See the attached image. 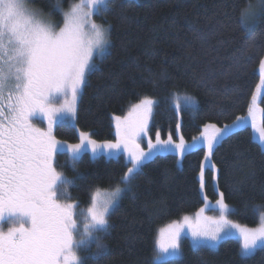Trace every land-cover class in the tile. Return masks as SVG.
Segmentation results:
<instances>
[{
    "label": "trees",
    "instance_id": "obj_1",
    "mask_svg": "<svg viewBox=\"0 0 264 264\" xmlns=\"http://www.w3.org/2000/svg\"><path fill=\"white\" fill-rule=\"evenodd\" d=\"M110 11L94 15L105 27L111 25L109 54L97 59L100 71L88 77L77 101V115L57 121L53 134L57 140L78 143L79 133H88L97 142L114 140L113 117L123 116L145 96L157 100L150 122L151 135L174 137L178 116L168 101L175 93L195 97L197 108L180 114V132L185 141L197 137L206 123L223 126L237 116H245L259 82V59L264 56V11L251 30L239 25L235 3L247 0H108ZM256 0H252L254 4ZM69 0H62L68 7ZM30 4L60 21L53 12L56 0H30ZM256 4V3H255ZM223 25L224 27H221ZM255 42L254 49L247 45ZM250 59L237 72L236 58ZM166 71L167 81L154 87L153 80ZM263 109L264 99L260 100ZM228 111L220 114V109ZM205 148H197L179 158L175 154L157 155L146 163L133 182L131 192L123 194L110 221V234L102 237L108 254L95 260L90 251H81L84 264H264V248L241 257L239 242L227 238L216 247L195 248L187 238L181 242V256L154 262V241L162 225L195 212L218 194L214 172L205 169V186L200 188L199 172ZM67 156L56 158L58 170L75 178L72 199L86 205L91 191L115 185L126 168L101 156L83 154L74 172ZM212 162L219 170L216 183L232 208L231 217L246 226L258 224L255 205L264 204V152L251 129L238 130L216 149ZM207 197V200L204 199Z\"/></svg>",
    "mask_w": 264,
    "mask_h": 264
},
{
    "label": "snow or ice",
    "instance_id": "obj_2",
    "mask_svg": "<svg viewBox=\"0 0 264 264\" xmlns=\"http://www.w3.org/2000/svg\"><path fill=\"white\" fill-rule=\"evenodd\" d=\"M29 2L0 0V264H84L85 257L78 252L90 251L92 244V259L107 255L109 249L102 237L112 230L110 217L123 194L132 191L146 163L157 155L183 157L190 150L206 148L199 172L203 189L205 169L219 171L212 162L216 149L238 130L250 127L264 152V123H257L251 106L247 117L237 116L231 124H204L191 144L183 135L179 142L170 133L162 139L159 131L153 140L148 135L149 122L158 102L147 96L125 117H114V142H97L83 132L78 143L57 140L53 134L57 120L77 115L82 88L91 74L101 70L97 59L109 54L111 25L98 24L93 16L111 9L108 0H69L65 10L62 0H56L53 12L60 13L62 23H54L42 10L29 7ZM233 10L239 13L242 30L248 32L264 11V0L256 4L247 0L242 8L234 3ZM256 47L255 42L247 45V49ZM250 58L246 53L236 58L237 72ZM258 75L253 104L264 99V57L259 59ZM168 78L166 71L161 72L152 84L156 87ZM173 95L175 111L197 108L195 97ZM227 111L222 107L220 114ZM36 120L46 122V128L37 127ZM176 128L179 130L180 124ZM85 153H91L93 159L103 156L116 162L123 154L126 170L115 177V185L111 184L114 177H109V187L92 190L89 204L81 209L70 191L77 186L76 180L58 170L56 158L67 156L66 164L75 172ZM215 203L220 212L217 217L203 216L205 209L201 208L195 220L185 215L182 221L159 229L154 262L181 254L186 228L195 248L230 238L233 232L241 241V257L264 248V204L254 206L258 226L247 227L228 218L230 206L223 192ZM4 223L11 225L6 231Z\"/></svg>",
    "mask_w": 264,
    "mask_h": 264
},
{
    "label": "rangeland",
    "instance_id": "obj_3",
    "mask_svg": "<svg viewBox=\"0 0 264 264\" xmlns=\"http://www.w3.org/2000/svg\"><path fill=\"white\" fill-rule=\"evenodd\" d=\"M255 3H257V0H256V2ZM254 3V4H255ZM29 7H32V8H35V7H33L31 4H30V2H29V5H28ZM65 10H67V8H65ZM50 21H52V22H54V23H62V18H61V20L60 21H57V20H55L50 14H48V13H43ZM93 19H94V16H93ZM96 22V21H95ZM96 23H98V22H96ZM99 24V23H98ZM264 57V56H263ZM259 80H260V77H259ZM259 83V82H258ZM256 91H257V88H256V90H255V93H256ZM173 94H175V95H178V96H182V95H184V94H186V93H179V92H175V93H173ZM173 94H171L169 97H168V101H169V103L171 104V106L174 108V102H175V96L173 95ZM188 95H190V94H188ZM259 95V94H258ZM192 96V95H191ZM154 100H156V99H154ZM157 101V100H156ZM140 102V101H139ZM138 102V103H139ZM181 103H183V101L181 100ZM137 104V103H136ZM133 106V105H132ZM132 106H130L131 108H132ZM251 107H253V110H254V112H255V116H256V120H257V123H263V109H262V107H261V105H260V100H258V102L256 103V104H253V102H252V100H251V105H250ZM131 108L128 110V111H126V113L123 115V116H119V117H121V118H123V117H125L127 114H128V112L131 110ZM155 108H156V106L153 108V114H154V111H155ZM182 109H185V108H182ZM181 109V110H182ZM181 110L179 111V112H177L176 111V113H177V116H178V123L177 124H180V114H181ZM153 116V115H152ZM248 116V113H247V115H245L244 117H247ZM71 118H61V119H58L57 121H68V120H70ZM151 119H152V117H151ZM151 119H150V122H151ZM150 122H149V133H148V135L153 139V140H155V135H154V137L151 135V131H150ZM34 123L36 124V126L37 127H41V128H46V122H44V123H42V122H40L39 120H36V121H34ZM232 123V122H231ZM231 123H228V124H231ZM113 126H114V140H112L113 142L115 141V139H116V122H115V119H114V117H113ZM219 127H222V126H219ZM250 128V127H249ZM251 129V128H250ZM251 132H252V135H253V137H254V139L259 143V141H258V139L256 138V134L253 132V130L251 129ZM181 135V132H180V128H179V130H177V128L175 129V133H174V137H173V140L174 141H176V142H179V136ZM200 135V134H199ZM198 135V136H199ZM197 136V137H198ZM162 138V137H161ZM162 139H166V138H162ZM186 143H188V144H191V143H193V139L191 140V141H185ZM141 146L142 147H144L145 149H146V142H142L141 143ZM199 148V147H198ZM206 149V148H205ZM190 151H192V150H190ZM190 151H188V152H190ZM187 153V152H186ZM165 154H168V153H165ZM170 154H175V153H170ZM89 155L91 156V153H89ZM163 155V154H162ZM176 155V154H175ZM178 156V155H177ZM121 157L125 160V157H124V155L122 154L121 155ZM179 157V156H178ZM179 158H181V157H179ZM130 166V165H129ZM214 176H215V180H214V187H215V190H216V192H217V194H218V196H217V198L215 199V200H213V201H205L204 203H203V205L201 206V207H199V209H197L195 212H193V213H191V214H187V216H189V217H191L193 220H195L196 219V213L201 209V208H204L205 209V211H204V213H203V216H206V217H217V216H219L220 215V212H219V210H218V207L216 206V200L217 199H219V190H218V187H217V183H216V172H214ZM89 204V203H88ZM88 204H86V205H80V208L81 209H83V208H85ZM231 211H232V208L230 207V209H229V214H228V218L230 219V220H232L233 222H235V223H239L238 221H236V220H234L232 217H231V215H230V213H231ZM185 216V215H184ZM184 216H182L181 218H179V219H177V220H174L175 222H179V221H182V219H183V217ZM174 221H171V222H168V223H166V224H164V225H162L161 227H159V229H161V228H164V227H166L168 224H170V223H172V222H174ZM239 224H241V223H239ZM9 226H11V225H9V224H7V223H4L3 225H2V229L4 230V231H6L7 230V228L9 227ZM241 226H246V225H244V224H241ZM256 226H258V224L257 225H255V226H247V227H256ZM159 229L157 230V234H156V237H155V239L158 237V235H159ZM184 238H187L189 241H190V243L192 244V246H193V241H192V238H191V236H190V234L187 232V228L185 229V232L182 234V236H181V242H182V240L184 239ZM230 238H233V239H235V240H237L238 242H239V245L241 244V241H240V239H239V236L238 235H236L234 232L232 233V235H231V237ZM225 239H227V238H224V239H221L220 241H218V242H213V241H208V243H207V245L206 246H208V247H216L220 242H222L223 240H225ZM259 249V248H258ZM257 250V249H256ZM255 250V251H256ZM181 251V250H180ZM78 255H79V252H78ZM181 256V254L178 256V257H180ZM154 257H155V252H154V256H153V260H154ZM178 257H170V258H168V259H165V260H162V261H157V262H163V261H166V260H169V259H175V258H178Z\"/></svg>",
    "mask_w": 264,
    "mask_h": 264
}]
</instances>
